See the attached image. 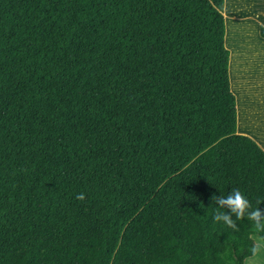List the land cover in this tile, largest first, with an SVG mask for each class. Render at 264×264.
<instances>
[{"label":"trees","instance_id":"16d2710c","mask_svg":"<svg viewBox=\"0 0 264 264\" xmlns=\"http://www.w3.org/2000/svg\"><path fill=\"white\" fill-rule=\"evenodd\" d=\"M224 6L0 0V264L253 256L264 234L251 222L213 221L212 196L233 188L264 211V151L249 138L264 148V124L241 90L238 129L251 134L237 133ZM252 93L264 109V88Z\"/></svg>","mask_w":264,"mask_h":264},{"label":"rangeland","instance_id":"374dc122","mask_svg":"<svg viewBox=\"0 0 264 264\" xmlns=\"http://www.w3.org/2000/svg\"><path fill=\"white\" fill-rule=\"evenodd\" d=\"M238 3H234L237 2ZM229 4H231L235 10H234V14L232 17L228 12H229V6H228V0L224 1V15H225V46L228 49L229 53H230V60H229V79L230 77H232L230 69L233 71V74L236 75L237 78V84L238 87H236V90L238 92H235L233 87H232V80H231V89L233 91V93L235 94L236 97V102H237V107H238V117H239V113H240V108H239V100H238V93L242 90H244V92H242L243 95L242 97H240V100H245L247 103L251 101V98L249 99V97H247V94L249 92V94L252 93V91H261L264 88V77L263 79L261 78H257L259 76L253 77V76H249L248 73H250L248 70H245L246 68H252L253 71H255V73H260L261 72V64L264 63V49L262 51L257 50L258 48V44L256 43V41L259 39H256V36L253 35L252 32L257 31L258 35H259V27L264 24V0H233L231 1ZM223 15V16H224ZM238 17L237 20H233L232 18H236ZM263 19V20H262ZM253 26V27H252ZM230 33L231 37L229 38L230 41H227V35ZM248 38L250 40L251 38V42H248ZM254 44L253 47H255V52L251 53L249 50L251 47L250 45ZM260 66V71H259V66ZM254 73V72H253ZM244 74V75H242ZM244 76V77H243ZM245 77H247L249 80L246 81ZM232 79V78H231ZM241 88V89H240ZM257 93V92H256ZM253 94V93H252ZM262 95V94H261ZM253 97V95H252ZM263 97V101H264V96ZM257 99H254L253 101H255ZM252 101L251 104H247L249 105V109L247 108V105L245 104L243 109L248 112L250 111L251 118H254L253 120H251V123H258L259 122H263L264 124V109H262V107L260 108L259 104H255ZM259 101V100H257ZM246 112L244 113V116H247L248 114H246ZM238 117H237V121H238ZM250 123V124H251ZM244 129V126H243ZM242 133H245L247 136H250L251 133H247V129L246 131L242 130ZM240 133L239 129H238V134ZM240 133V134H242ZM263 136V133L261 134V137ZM256 142L260 143V141H258L257 139L260 138H256V137H252ZM263 142V140H262ZM264 143V142H263ZM261 144V143H260ZM262 146V145H261ZM260 147V146H259ZM255 244L257 247H262V251L261 254H259L260 256L263 255L264 253V242L261 240L260 237L258 236H254L253 237ZM260 253V252H259ZM262 258V257H259ZM259 258H257L258 260H253V261H249L248 264H261L262 260H264V257L262 258V260H260Z\"/></svg>","mask_w":264,"mask_h":264},{"label":"clouds","instance_id":"9594fccd","mask_svg":"<svg viewBox=\"0 0 264 264\" xmlns=\"http://www.w3.org/2000/svg\"><path fill=\"white\" fill-rule=\"evenodd\" d=\"M76 198L83 201L85 194L80 193ZM211 199L212 203L218 205L213 215L214 222H223L224 225L233 231H239L237 221L247 220L251 222L252 228L256 233L264 234V211L260 207L253 208L245 194L238 188H233L227 195H213ZM262 203L264 202L258 201V204ZM260 238L264 241V235ZM261 251L262 247L253 246L251 254L255 256Z\"/></svg>","mask_w":264,"mask_h":264},{"label":"crops","instance_id":"0c3cea01","mask_svg":"<svg viewBox=\"0 0 264 264\" xmlns=\"http://www.w3.org/2000/svg\"><path fill=\"white\" fill-rule=\"evenodd\" d=\"M264 25V24H263ZM258 38L263 42V44H264V39H262L259 35H258ZM259 66V65H258ZM262 68V73L260 72H258V73H255V71H253L252 73H248V75L249 76H253V77H256V76H259V77H256V80H257V78H261V79H263V77H264V63L263 64H261L260 65ZM260 66H259V71H260ZM253 95V94H252ZM251 95V96H252ZM236 112H237V102H236ZM237 117H238V112H237ZM237 133H238V121H237ZM240 134V133H239ZM241 135H245V134H241ZM245 136H247V135H245ZM247 137H249V136H247ZM249 138H251V139H254V138H252V137H249ZM253 141H255V140H253ZM256 142V141H255ZM259 146H260V148L264 151V148L258 143V142H256ZM259 254H261V252L260 253H258L257 255H255V256H252V257H250V258H247L245 261H244V264H248V262L249 261H253V260H258L257 258H259V257H264V253H263V255H259ZM262 258H259L260 260H262ZM261 264H264V260H262V262H261Z\"/></svg>","mask_w":264,"mask_h":264},{"label":"bare ground","instance_id":"6f19581e","mask_svg":"<svg viewBox=\"0 0 264 264\" xmlns=\"http://www.w3.org/2000/svg\"><path fill=\"white\" fill-rule=\"evenodd\" d=\"M233 92V91H232Z\"/></svg>","mask_w":264,"mask_h":264},{"label":"water","instance_id":"95a60500","mask_svg":"<svg viewBox=\"0 0 264 264\" xmlns=\"http://www.w3.org/2000/svg\"><path fill=\"white\" fill-rule=\"evenodd\" d=\"M225 1V0H224Z\"/></svg>","mask_w":264,"mask_h":264}]
</instances>
